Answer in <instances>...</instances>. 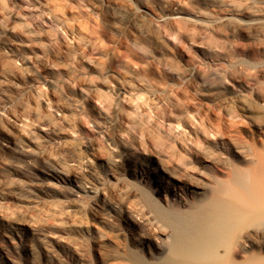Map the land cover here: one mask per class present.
Here are the masks:
<instances>
[{
  "label": "rangeland",
  "instance_id": "rangeland-1",
  "mask_svg": "<svg viewBox=\"0 0 264 264\" xmlns=\"http://www.w3.org/2000/svg\"><path fill=\"white\" fill-rule=\"evenodd\" d=\"M183 1L199 16L231 10L226 1L240 5L243 17L257 8L264 15V0ZM163 6L164 0H0V264H104L99 251L110 245L105 238L126 240L125 233L145 230L121 203L137 204L143 195L163 203L165 192L154 191L157 163L148 156L157 152L149 141L160 137L153 123L162 119L145 108L142 146L129 150V144L137 147L136 136L118 113L100 117L93 93H132L168 104L170 90L185 86L204 110L241 116L246 132L253 116L264 115L263 36L232 33L229 39L248 50L219 51L221 65L214 66L200 40L177 50L152 28ZM190 28L165 29L172 38ZM114 53L122 54L118 62ZM192 63L202 71L192 70ZM241 68L255 77L245 83ZM27 113L29 125L21 131ZM172 150L185 154L177 143ZM109 159L116 160L111 169ZM59 167L100 193L81 194L73 182L58 180ZM263 257L264 247H253L233 260L258 264Z\"/></svg>",
  "mask_w": 264,
  "mask_h": 264
},
{
  "label": "bare ground",
  "instance_id": "bare-ground-1",
  "mask_svg": "<svg viewBox=\"0 0 264 264\" xmlns=\"http://www.w3.org/2000/svg\"><path fill=\"white\" fill-rule=\"evenodd\" d=\"M230 3L223 2V6L231 10L211 17L199 16L183 0H164L163 10L152 22V28L162 33L164 40H169L177 50L184 48L189 40H200L211 57L209 60L214 66H220L219 51L248 50L229 39L232 33L256 31L264 38L261 9H252L243 17L247 12L237 8L240 5ZM187 25H191L190 31L172 38L165 29ZM256 33H249L248 37L256 38ZM261 48L264 50V45ZM121 57V53H114L112 58L118 62ZM242 65L246 64L242 62ZM260 66L264 72V61ZM191 69L198 72L203 68L199 63H192ZM239 76L245 83L255 77L247 69ZM221 82L225 83L224 75ZM86 84L91 86L90 81ZM93 94L100 117L118 113L122 123L136 136L137 147L129 144V150L142 146L139 135L149 122L145 108L153 109L162 119L161 124L153 123L161 135L149 141L157 152H149L148 156L157 163L158 184L154 191L165 192L164 201L143 195L137 204L121 203L129 212L127 217L145 230L140 234L125 233L126 240L105 238L110 245L99 251L104 264H245L244 260L235 262L233 256L243 257L253 247H264V115L253 116V129L243 131L241 116L229 109L225 112L204 110L185 86L170 90L168 104L141 101L132 93H120L121 97L117 93L112 98L103 93ZM122 103L127 109L121 107ZM192 113L197 115V122ZM28 117V113L21 116V131L28 127ZM180 119L185 121L184 126ZM51 128L55 125L47 124L46 129ZM173 143L185 154L176 155ZM114 162L106 161L109 167ZM89 173L97 177L94 169ZM71 175L62 167L55 170L58 180L73 182L77 192L91 197L100 193V188L85 184L82 176ZM169 192H173L174 198L167 199ZM113 208L120 209V206L116 203ZM101 220L109 221L106 217ZM156 249L160 251L159 256L154 255ZM258 264H264V257Z\"/></svg>",
  "mask_w": 264,
  "mask_h": 264
}]
</instances>
